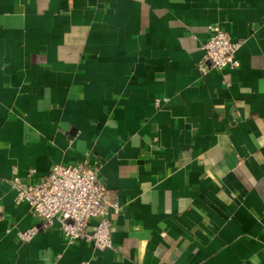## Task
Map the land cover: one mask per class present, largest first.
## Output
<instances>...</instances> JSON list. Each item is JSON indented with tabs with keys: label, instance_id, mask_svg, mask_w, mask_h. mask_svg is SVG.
<instances>
[{
	"label": "crops",
	"instance_id": "0c3cea01",
	"mask_svg": "<svg viewBox=\"0 0 264 264\" xmlns=\"http://www.w3.org/2000/svg\"><path fill=\"white\" fill-rule=\"evenodd\" d=\"M210 25L238 68L208 66ZM83 162L112 248L22 241L10 180ZM0 264H264V0H0Z\"/></svg>",
	"mask_w": 264,
	"mask_h": 264
},
{
	"label": "built area",
	"instance_id": "2783aa9c",
	"mask_svg": "<svg viewBox=\"0 0 264 264\" xmlns=\"http://www.w3.org/2000/svg\"><path fill=\"white\" fill-rule=\"evenodd\" d=\"M240 47L241 43L219 26L210 25L201 50L210 68L224 70L239 67L236 54ZM34 172L30 170L28 177ZM9 185L16 191L15 203H26L38 219L37 225L19 233L22 241L57 223L68 245L84 241L98 251L112 248L109 208L116 204L106 202L108 193L96 165L56 164L39 182L26 183L13 177Z\"/></svg>",
	"mask_w": 264,
	"mask_h": 264
}]
</instances>
